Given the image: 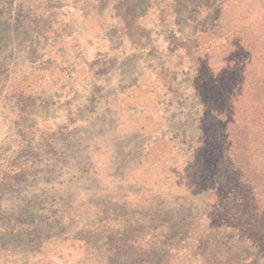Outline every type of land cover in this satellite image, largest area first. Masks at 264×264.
I'll use <instances>...</instances> for the list:
<instances>
[{"label":"rangeland","instance_id":"374dc122","mask_svg":"<svg viewBox=\"0 0 264 264\" xmlns=\"http://www.w3.org/2000/svg\"><path fill=\"white\" fill-rule=\"evenodd\" d=\"M264 0H0V264H264Z\"/></svg>","mask_w":264,"mask_h":264},{"label":"trees","instance_id":"16d2710c","mask_svg":"<svg viewBox=\"0 0 264 264\" xmlns=\"http://www.w3.org/2000/svg\"><path fill=\"white\" fill-rule=\"evenodd\" d=\"M261 241H262V244H263V246H264V240L263 239H260Z\"/></svg>","mask_w":264,"mask_h":264}]
</instances>
